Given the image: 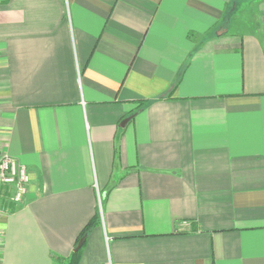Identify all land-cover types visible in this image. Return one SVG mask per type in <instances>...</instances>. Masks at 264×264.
Returning a JSON list of instances; mask_svg holds the SVG:
<instances>
[{
    "label": "crops",
    "instance_id": "crops-1",
    "mask_svg": "<svg viewBox=\"0 0 264 264\" xmlns=\"http://www.w3.org/2000/svg\"><path fill=\"white\" fill-rule=\"evenodd\" d=\"M4 154L0 264H264V0H0Z\"/></svg>",
    "mask_w": 264,
    "mask_h": 264
},
{
    "label": "built area",
    "instance_id": "built-area-1",
    "mask_svg": "<svg viewBox=\"0 0 264 264\" xmlns=\"http://www.w3.org/2000/svg\"><path fill=\"white\" fill-rule=\"evenodd\" d=\"M30 178L26 166L15 158L7 156L6 154L0 155V186L11 190L10 199L14 203L22 202L27 196ZM2 209H0V218L2 216ZM1 233V228H0ZM1 241V234H0ZM100 264H111L106 260Z\"/></svg>",
    "mask_w": 264,
    "mask_h": 264
},
{
    "label": "trees",
    "instance_id": "trees-1",
    "mask_svg": "<svg viewBox=\"0 0 264 264\" xmlns=\"http://www.w3.org/2000/svg\"><path fill=\"white\" fill-rule=\"evenodd\" d=\"M96 222H97V218H93L91 219L86 227H84L83 230H81L80 234L78 235L76 241L74 242V248L76 247V243L82 238L84 237V241L81 243V247L77 250V251H74L72 250V252L70 253L69 256H67L66 259H59L55 264H78L79 262V259H80V255H81V250L84 246V243H85V239H86V236L87 234L89 233L90 229L93 228V226L96 225ZM73 248V249H74Z\"/></svg>",
    "mask_w": 264,
    "mask_h": 264
},
{
    "label": "rangeland",
    "instance_id": "rangeland-1",
    "mask_svg": "<svg viewBox=\"0 0 264 264\" xmlns=\"http://www.w3.org/2000/svg\"><path fill=\"white\" fill-rule=\"evenodd\" d=\"M2 193V192H1ZM4 193H6L7 195H8V198H4V199H2V200H0V207L2 206V205H5V206H9V205H18V204H20L21 202H19V203H14L11 199H10V194H11V190H7V189H5V191H4ZM9 199V200H8Z\"/></svg>",
    "mask_w": 264,
    "mask_h": 264
},
{
    "label": "water",
    "instance_id": "water-1",
    "mask_svg": "<svg viewBox=\"0 0 264 264\" xmlns=\"http://www.w3.org/2000/svg\"><path fill=\"white\" fill-rule=\"evenodd\" d=\"M84 241V237H82L76 244V247L73 249L74 251H77L81 247V243Z\"/></svg>",
    "mask_w": 264,
    "mask_h": 264
}]
</instances>
